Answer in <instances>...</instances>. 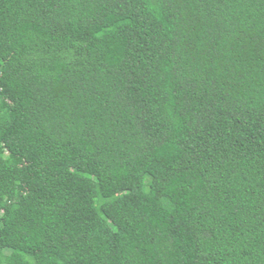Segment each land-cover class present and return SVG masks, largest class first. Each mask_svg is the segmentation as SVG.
I'll return each instance as SVG.
<instances>
[{
	"label": "trees",
	"instance_id": "trees-1",
	"mask_svg": "<svg viewBox=\"0 0 264 264\" xmlns=\"http://www.w3.org/2000/svg\"><path fill=\"white\" fill-rule=\"evenodd\" d=\"M0 264H264V0H0Z\"/></svg>",
	"mask_w": 264,
	"mask_h": 264
}]
</instances>
